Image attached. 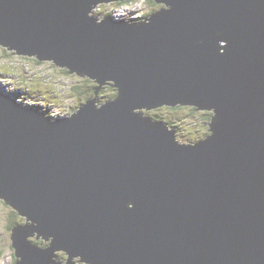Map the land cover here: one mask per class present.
Instances as JSON below:
<instances>
[{"label":"water","instance_id":"obj_1","mask_svg":"<svg viewBox=\"0 0 264 264\" xmlns=\"http://www.w3.org/2000/svg\"><path fill=\"white\" fill-rule=\"evenodd\" d=\"M118 1L0 0L1 48L95 83L57 120L0 92L14 264H264V0L91 15ZM177 106L211 112L209 134L182 144L144 115Z\"/></svg>","mask_w":264,"mask_h":264},{"label":"rangeland","instance_id":"obj_2","mask_svg":"<svg viewBox=\"0 0 264 264\" xmlns=\"http://www.w3.org/2000/svg\"><path fill=\"white\" fill-rule=\"evenodd\" d=\"M160 7L148 0H132L122 5L116 2L101 3L96 5L91 15L97 19H103L109 14L115 19L141 22L151 11H156ZM14 53L0 47V88L4 94L21 101L20 104L25 107L40 108L36 110L52 120L69 117L78 106L83 104L88 88V84L85 83L91 81L75 73L67 74L69 73L67 69L58 68L52 62L37 64L34 58L12 55ZM75 86L77 88H73ZM112 91V87H107L103 92L107 96L103 97V101L97 102V105L113 99L111 96L115 92ZM100 92L98 95H102ZM86 98L91 99V97ZM145 113L151 120L154 117L162 120L153 121L168 122L166 125L175 130V139L182 144L195 143L209 134L208 124L211 112L177 106L176 109L161 107L144 111ZM24 224L25 219L0 199V264H13L14 251L11 247L10 234L13 228ZM28 240L40 248L49 246V242L42 239L29 238ZM66 258L67 255L64 252L56 253V260L62 264ZM75 264L84 263L75 261Z\"/></svg>","mask_w":264,"mask_h":264},{"label":"trees","instance_id":"obj_3","mask_svg":"<svg viewBox=\"0 0 264 264\" xmlns=\"http://www.w3.org/2000/svg\"><path fill=\"white\" fill-rule=\"evenodd\" d=\"M130 1H132V0H126V1H118V2H116V4H118V5H122L123 3H127V2H130ZM150 3H153V1H151V0H148ZM156 8V7H155ZM157 11V10H156ZM155 12V10H153V11H151L146 17H148L149 15H151L152 13H154ZM108 16H110L109 14H108ZM145 17V18H146ZM35 62L37 63V64H40V62L39 61H37V60H35ZM85 80H87V81H91V82H86L85 84L88 86V88H87V91H86V97H94V92H93V89H94V87H95V85H93V81L92 80H90V79H88V78H86ZM95 84V83H94ZM107 87H110V85H106V86H104L102 89H101V94L102 95H96L95 96V100H96V102H100V101H103V97H105V96H107V95H105V93H103L105 90H106V88ZM73 88H77L76 86L75 87H73ZM0 91H1V88H0ZM113 91L115 92V94H113L112 96H111V98H114L115 96H116V90L115 89H113ZM112 91V92H113ZM112 94V93H111ZM115 95V96H114ZM86 97H84L83 98V101L85 102L86 100H88L89 98H86ZM18 99V98H17ZM21 102V101H20ZM83 102V103H84ZM102 104V103H101ZM101 104H98V105H101ZM82 105V104H81ZM79 107V106H78ZM77 107V108H78ZM179 107H181V106H179ZM31 108H35V107H31ZM170 108H172V109H176V107H170ZM192 108V107H191ZM35 109H40V108H35ZM145 116H147L146 115V113L144 114ZM148 117V116H147ZM155 118V119H154ZM154 118H152L153 120H160V121H162L161 120V118H159V117H154ZM157 120V121H158ZM163 123L164 124H167L168 125V122H166L165 120H163ZM170 127V126H169ZM171 128V127H170ZM172 129V128H171ZM14 258V257H13ZM14 261H15V258H14ZM15 262H13V264H14Z\"/></svg>","mask_w":264,"mask_h":264},{"label":"clouds","instance_id":"obj_4","mask_svg":"<svg viewBox=\"0 0 264 264\" xmlns=\"http://www.w3.org/2000/svg\"><path fill=\"white\" fill-rule=\"evenodd\" d=\"M159 9V8H158ZM106 17V16H105ZM144 19V18H143ZM42 113V112H41ZM44 114V113H43ZM50 118V117H49ZM51 119V118H50Z\"/></svg>","mask_w":264,"mask_h":264},{"label":"flooded vegetation","instance_id":"obj_5","mask_svg":"<svg viewBox=\"0 0 264 264\" xmlns=\"http://www.w3.org/2000/svg\"><path fill=\"white\" fill-rule=\"evenodd\" d=\"M13 256H14V254H13ZM15 262V261H14Z\"/></svg>","mask_w":264,"mask_h":264},{"label":"bare ground","instance_id":"obj_6","mask_svg":"<svg viewBox=\"0 0 264 264\" xmlns=\"http://www.w3.org/2000/svg\"><path fill=\"white\" fill-rule=\"evenodd\" d=\"M131 2V1H130ZM137 22V21H136Z\"/></svg>","mask_w":264,"mask_h":264}]
</instances>
